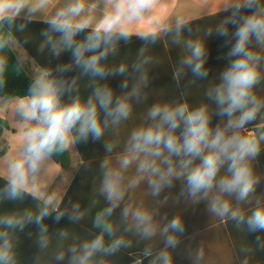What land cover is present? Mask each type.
<instances>
[{
	"label": "clouds",
	"instance_id": "obj_1",
	"mask_svg": "<svg viewBox=\"0 0 264 264\" xmlns=\"http://www.w3.org/2000/svg\"><path fill=\"white\" fill-rule=\"evenodd\" d=\"M172 4L173 0H58L55 4L52 0H0V92L9 71L8 52L18 53L13 68L18 75L28 62L18 34L26 33L27 25L38 16L47 25L40 32L38 52L56 58L71 54L70 63L55 68L32 61L27 95H0V111L8 112L23 129V143L0 165V179L6 182L0 188V201L22 203L31 197L35 202L32 207L0 214V264H18L16 233L29 224L39 229L41 255L51 252L54 264L66 258L67 264H112L110 257L132 248L130 236L147 241L142 256L150 258L148 264H174L171 250L185 231L182 217L158 219L157 208L145 203L134 206L132 193L146 184L150 197L157 198L177 180L183 185L181 195L192 203L207 201L212 217L232 221L243 231L264 232V199L255 194L261 177L254 167L264 150V96L258 92L264 84V0H225L216 12L230 10L205 37L215 32L225 38L228 63L204 91L208 102L159 100L144 111V121L130 132L122 148L118 136L105 139L128 121L137 103L147 99L144 89L156 58L150 45L166 39L183 49L173 70L177 83L187 70L193 77L190 84L208 76L206 39L183 36L190 22L187 15L161 14ZM144 22L147 26L141 27ZM230 25L234 31H229ZM133 36L143 45L134 58L118 60L120 42L127 44ZM30 38L26 34L24 42ZM73 68L79 75L66 78L64 74ZM116 76L124 77L120 88L126 91L120 94L108 83ZM80 77H88L87 86L92 88L86 98L81 95ZM214 115L223 118L215 126ZM252 122L257 123L247 128ZM89 137L103 140L107 153L99 163L98 191L104 206L92 217L88 236L73 235L70 228L50 234L43 222L53 214L56 222L65 216L72 225L85 221L86 210L80 202L65 205L64 191H49V184L54 176L50 174L52 157ZM121 204L116 221L113 213ZM157 238L159 244L153 246L151 241ZM242 251L241 264H250L249 249ZM191 259L204 264V247Z\"/></svg>",
	"mask_w": 264,
	"mask_h": 264
},
{
	"label": "crops",
	"instance_id": "obj_2",
	"mask_svg": "<svg viewBox=\"0 0 264 264\" xmlns=\"http://www.w3.org/2000/svg\"><path fill=\"white\" fill-rule=\"evenodd\" d=\"M58 0H52V4L57 3ZM225 0H173L171 6H165L160 10L162 15H187L190 18V22L202 20L205 18H212L220 14H226V11L220 10L216 13L220 6ZM216 13V14H215ZM215 14V15H214ZM37 22H43L41 17H37ZM189 22V23H190ZM44 23V22H43ZM148 22H144L141 27H146ZM216 24H201L200 26L190 28L189 30L193 35L205 37V33L210 28H214ZM188 27V26H186ZM81 34L79 38H83ZM229 31H234V28L230 25ZM184 33V32H183ZM186 36V33L183 36ZM136 37V36H134ZM206 39V50L207 60L205 66H209L208 76L206 79H197V83L191 84V86L180 87L188 88L191 90L190 94L195 96H203L204 91L208 87V84L218 79L219 73L226 67V47L224 46V39L215 32L205 37ZM143 45V42L138 40H130L129 43L125 44L123 41L119 45V55L117 59L134 58L139 48ZM155 45V44H154ZM154 45H150L151 54L156 57L154 66L149 72V83L144 89L147 99L143 103H137L135 105V111L130 116L128 121L122 124L114 132L106 134L105 139L111 140L115 136H118L120 140V148L123 147V143L126 141L130 132L138 127L145 118L144 111L156 103L157 101L167 100V94L171 90L167 87V73L165 72V64L163 56L167 54L165 47L155 49ZM254 46V45H253ZM162 49V50H161ZM177 50L182 57L183 49L177 45ZM16 53V52H15ZM25 55L29 58L28 62L25 63L24 68L27 72L33 75V59L24 50ZM70 53L68 52V56ZM18 55V53H16ZM179 58V60L181 59ZM112 58L109 57V61ZM70 63V62H69ZM216 65V68L213 66ZM66 78L71 79L74 76L79 75V70L73 68L71 71L64 74ZM132 79H135L132 73H129ZM193 78L191 71L187 70L183 76V81ZM124 77L116 76L110 78L108 83L114 89L116 94H120V84ZM182 81V79L180 80ZM81 82V95L85 98L91 94L92 88L87 86L88 77H80ZM177 82V81H176ZM179 84V83H177ZM131 87V84H129ZM176 94V91H174ZM67 97H65V100ZM178 100V99H174ZM0 118L3 119L7 126L3 129L0 135V165L10 156H12L16 150L23 143V129L18 128L14 124L13 118L8 112L0 111ZM86 145H93L94 152L89 153L88 159L83 163H79L80 156L77 151V155L74 160L71 159L70 166L67 169H63L53 159L51 162L50 174L51 182L49 184V191L54 189H61L64 191V204L67 205L69 202L75 203L80 202L81 208H85L86 217L85 221L81 225H72L67 219V216L62 218L59 222L54 220V215L45 219L43 223L48 225V231L50 234L56 233L58 230L64 228H70L69 231L76 236L86 237L89 235V229L91 228V219L97 211L104 206L103 198L99 195V163L107 155L104 148V141L98 140L93 141L89 137L87 142H81ZM75 146V145H74ZM76 148V146H75ZM120 149H117V153ZM70 153V152H69ZM114 153L112 159H115ZM71 158V155H70ZM255 171L260 175L261 180L256 187V195L264 199V150L261 151L255 161ZM134 168L130 170L131 175ZM0 174H3V169L0 167ZM47 179V177L45 178ZM6 182L0 179V188L4 186ZM97 186V187H96ZM96 188V189H95ZM183 185L177 180L173 181L170 188H165L159 197L152 198L150 193L147 192V185L138 187L134 192L132 204L139 206L145 203L149 207L158 209V219L166 217L171 219L176 215H180L185 225V231L180 237V243L175 249H172L174 264H194L191 259L193 254L199 247L205 249V261L204 264H241L244 259V253L242 249H249V260L250 264H264V232H248L246 229H237L232 221L227 219L221 220L220 218L212 217L207 211V201H200L199 203H192L186 196L181 195ZM35 202L31 197H27L22 203L19 201H0V214L5 212H14L22 210L26 207L34 206ZM121 204L113 213V219L119 221L121 216ZM247 210L250 206H244ZM166 222V220L164 221ZM39 229L35 224L27 225L23 231L16 233L17 238V257L18 264H54L51 257V252L42 254L37 244V236ZM257 237L260 238V242L257 243ZM132 240V248L116 253L109 259L112 264H136L137 260H143L146 264L150 258H144L142 251L147 244V241H138L135 236H130ZM153 246L159 244V239L151 241ZM162 246V244L160 245ZM55 244H53V248ZM41 255V257H40ZM40 257V260L38 259ZM60 264H67V258Z\"/></svg>",
	"mask_w": 264,
	"mask_h": 264
},
{
	"label": "trees",
	"instance_id": "obj_3",
	"mask_svg": "<svg viewBox=\"0 0 264 264\" xmlns=\"http://www.w3.org/2000/svg\"><path fill=\"white\" fill-rule=\"evenodd\" d=\"M230 14V10L226 11V14H220L214 17H208L202 20L198 21H193L190 22L185 28L184 33H186V36L184 35L185 38H189L193 35L191 31L189 30L190 28H194L197 26H200L201 24H217L219 21L223 20L226 16ZM248 14V13H245ZM20 22V21H18ZM47 25L43 22H37L33 21L27 25L26 33H19L18 34V40L21 45V47L29 54V56L35 61V63L39 66H49L52 68H55L57 65L61 64H67L71 62V54L70 57L68 56V52L62 53L58 58L53 57L50 53H45L41 54L38 52L36 44L38 40L40 39V32L45 29ZM26 34H28L31 38L28 40L27 43H25V37ZM139 38L137 37H132L131 40H138ZM155 49L157 48H162L165 47V50H167V54L163 56V61H164V66H165V72L167 73V87L168 89L171 90L167 94V100H174L175 98L178 100H184L187 99V101L191 105H195L201 101L208 102L204 96H195L190 94L191 90H188V88L180 87V82L182 83V86L186 84V86H191L189 81H191L193 78L187 79L183 81H179V84H177L176 80L173 79V70L175 66H177L180 62L179 58L181 57L180 54L178 53L177 50V45H172L170 43V40L166 39H161L155 43L154 46ZM162 50V49H161ZM228 51V48L226 47V52ZM8 57H9V71L7 73V81H6V86L3 89V92H0V95H6L9 97H16V96H24L27 95L28 93V87L31 82V77L32 75L26 71V69L23 67L19 75L13 71V68L16 66L17 63V55L15 52H8ZM182 58V57H181ZM228 61L226 60V66H227ZM206 67V66H205ZM206 68H210L207 66ZM213 68H216V65L213 66ZM184 83V85H183ZM197 83V81L195 82ZM176 91V94L174 93ZM259 94L264 96V84L260 86L258 89ZM210 103V102H209ZM211 107L214 109L215 105H211ZM221 118L218 115H214L212 118V125L215 126L216 124L220 123ZM258 122V121H257ZM257 122H252L251 124L247 125L246 127L251 129L255 123ZM7 126L6 122L0 118V135L3 131V129ZM76 149L79 153L80 159L83 161L88 159L89 153H93V145H86L81 142H77L75 144ZM2 154V152L0 153ZM52 159L58 163L63 169H67L70 166L71 163V158H70V153L65 152L61 155L53 156ZM142 264H146L142 260Z\"/></svg>",
	"mask_w": 264,
	"mask_h": 264
},
{
	"label": "rangeland",
	"instance_id": "obj_4",
	"mask_svg": "<svg viewBox=\"0 0 264 264\" xmlns=\"http://www.w3.org/2000/svg\"><path fill=\"white\" fill-rule=\"evenodd\" d=\"M70 152V155H71V159L74 160V158L76 157L77 155V151H76V148L75 146L73 145L72 148L69 150Z\"/></svg>",
	"mask_w": 264,
	"mask_h": 264
}]
</instances>
